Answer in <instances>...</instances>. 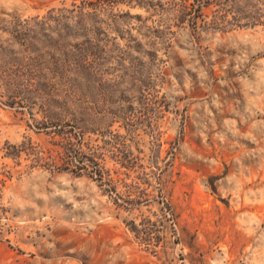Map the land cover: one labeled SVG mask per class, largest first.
<instances>
[{
	"label": "rangeland",
	"instance_id": "1",
	"mask_svg": "<svg viewBox=\"0 0 264 264\" xmlns=\"http://www.w3.org/2000/svg\"><path fill=\"white\" fill-rule=\"evenodd\" d=\"M0 264H264V0H0Z\"/></svg>",
	"mask_w": 264,
	"mask_h": 264
},
{
	"label": "trees",
	"instance_id": "2",
	"mask_svg": "<svg viewBox=\"0 0 264 264\" xmlns=\"http://www.w3.org/2000/svg\"><path fill=\"white\" fill-rule=\"evenodd\" d=\"M99 175V174H98ZM102 179V175H100V180Z\"/></svg>",
	"mask_w": 264,
	"mask_h": 264
}]
</instances>
